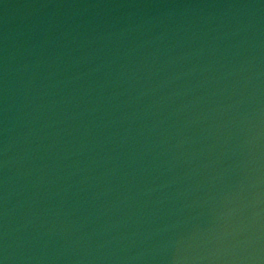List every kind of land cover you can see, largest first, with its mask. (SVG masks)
Segmentation results:
<instances>
[{"label":"water","instance_id":"water-1","mask_svg":"<svg viewBox=\"0 0 264 264\" xmlns=\"http://www.w3.org/2000/svg\"><path fill=\"white\" fill-rule=\"evenodd\" d=\"M0 264H264V0H0Z\"/></svg>","mask_w":264,"mask_h":264}]
</instances>
